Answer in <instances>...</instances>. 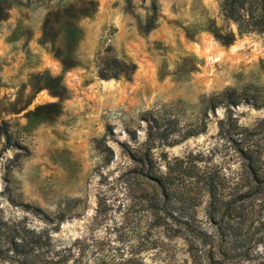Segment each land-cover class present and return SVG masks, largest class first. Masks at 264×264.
Returning <instances> with one entry per match:
<instances>
[{
    "label": "rangeland",
    "instance_id": "obj_1",
    "mask_svg": "<svg viewBox=\"0 0 264 264\" xmlns=\"http://www.w3.org/2000/svg\"><path fill=\"white\" fill-rule=\"evenodd\" d=\"M13 1L3 2L0 20V216L48 228L57 248L79 239L86 249L69 264H217L215 238L190 245L148 232L131 206L137 185L123 174L149 125L169 136L164 145L155 139L154 151L167 154L161 167L211 148L220 161L227 149L216 134L227 107L206 109L203 99L227 89L264 93V33L239 35L220 0H94L70 42L57 11L81 0ZM47 19L54 46L43 39ZM212 19L235 33L231 44L205 30ZM108 58L121 64L117 77L100 75ZM231 109L244 125L264 117V106ZM257 209L251 258L229 264H264V205ZM156 237L163 242L152 246Z\"/></svg>",
    "mask_w": 264,
    "mask_h": 264
},
{
    "label": "trees",
    "instance_id": "obj_2",
    "mask_svg": "<svg viewBox=\"0 0 264 264\" xmlns=\"http://www.w3.org/2000/svg\"><path fill=\"white\" fill-rule=\"evenodd\" d=\"M3 2L5 0H0V20L5 18L8 7ZM13 2L20 3V0ZM219 6L224 19L236 24L239 35L264 33V0H220ZM95 11L94 0H81L79 6L73 3L63 5L57 15L65 17L66 39L70 42L77 40L75 19ZM152 21L144 31L153 27ZM47 24L48 19L43 39L54 46V34ZM205 30L213 33L223 45L235 40L232 30L223 32L213 19L208 21ZM111 59L108 58L107 65L102 67V77L121 74V64ZM61 62L65 69L72 66L65 59ZM111 63L116 69H108ZM53 78L60 79L59 76ZM244 102L255 107L264 106V93L257 89H227L203 99L206 109L218 103L227 107V114L218 121L216 134L227 149L220 161L212 160L216 150L211 148L207 152L190 151L181 157L167 159L161 167L167 154L154 151L155 139L159 138V143L164 145L169 136L167 131L157 133L155 126L149 125L146 141L129 148L128 154L134 165L123 174L126 185H137L131 206L140 217H145L148 232L154 228L168 238L180 237L190 245L215 238L216 243L209 252L217 264L242 263L251 258L250 244L257 243L252 239L251 227L259 218L257 208L264 205V117L251 125L239 123L231 106ZM192 128V132L200 131L196 126ZM199 212L201 218H198ZM205 223L213 227L212 232L205 229ZM158 242L162 243L163 237H156L151 245L156 246ZM86 246L76 239L57 248L48 228L32 227L21 218L0 216V259L15 264H69L70 258L75 262L83 255Z\"/></svg>",
    "mask_w": 264,
    "mask_h": 264
}]
</instances>
